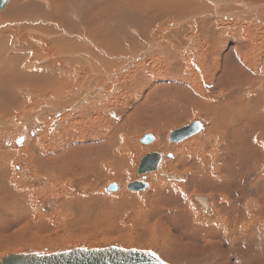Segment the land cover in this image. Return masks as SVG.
Instances as JSON below:
<instances>
[{"label": "rangeland", "instance_id": "rangeland-1", "mask_svg": "<svg viewBox=\"0 0 264 264\" xmlns=\"http://www.w3.org/2000/svg\"><path fill=\"white\" fill-rule=\"evenodd\" d=\"M240 1L19 0L20 4L16 3L15 7L9 5L0 11V25L5 24L0 28V34L8 31L6 37H3L5 33L0 35L3 39H0V45L3 43L7 47L0 46V54L6 56L0 59V71L3 72L0 76L13 75L7 67L14 60L21 59L24 68L21 73L3 79L2 85L0 80L3 99L8 98L7 94H2L7 84L17 86V90L12 89L16 93H12L21 98L19 103L10 102L11 117L3 115L0 103V162L4 165L3 174H6V183L0 180V198L6 202L7 215L0 219V261L12 253L53 254L114 246L150 251L168 264H264V260L255 261L264 258L262 247L258 246L260 240L264 242V198H261L264 197V185L258 183L255 188L253 181L251 188L238 178L242 172H246V176L243 173L241 176L247 181L260 172L264 177L263 121L255 120L254 125V114L249 112L248 117L241 119L239 111V125L225 121L213 131L212 127L217 125L214 113L208 112L206 119V111L200 106L204 102L210 107L215 105L221 89L228 90L245 83L252 86L254 81L264 86V5H256L254 0ZM165 2L168 5L164 6ZM178 2H182L180 7L175 6ZM150 3L152 7L148 8ZM186 3H192L194 7L182 10ZM241 5L251 6L253 10L255 6L257 13L249 12L239 19L235 11ZM255 17L258 20H254ZM212 29L218 31L216 36L208 34ZM256 30H260L258 34L262 33L254 42ZM12 32H19L14 34L19 38L18 42L23 38L33 45L43 43L47 47L34 46L37 50L29 46L33 48L29 52L27 47L24 46V50L22 45L16 47L14 42L8 41L9 47L5 41L13 40L9 38L13 36ZM60 43L81 45L87 53L91 48L98 49V55L112 62L98 58V72H94L85 60L83 65L88 70L81 67V76L76 80L84 89H78L76 83H70L66 89L60 88L54 79L45 91L34 93L33 82L30 78L22 80V75L40 73L48 76L42 73L46 63L54 59L65 60L69 56L64 50L69 45L61 47L60 51L56 49L62 46ZM126 54L136 55L127 59ZM8 56L17 59L8 60ZM245 56L249 57V63H245ZM71 61L73 58L67 62L70 66L76 64H70ZM189 62L190 67H187ZM185 76L191 81L186 83ZM66 90L73 92L68 93L59 105L50 104ZM238 96L243 99L241 94ZM191 98L195 103L190 104ZM49 106L51 108L47 109ZM193 123L201 125L198 133L185 140H172L175 131ZM74 134H82L85 138L71 140ZM148 135L155 142L144 143L143 139ZM162 137L167 140V146L159 142ZM186 141L187 146L183 147L185 144L181 143ZM182 149L188 150L190 157L184 159V164L174 162V154L180 156ZM65 151L66 157L62 154ZM68 152H77L76 156L92 155L98 160L87 170L80 171L81 159ZM151 153L164 156L160 170L139 174L140 162ZM60 158L66 159L62 174L74 172V177L52 179L44 188L43 184L48 183L45 174H56V167L63 165ZM243 165H250L251 173H247L248 168ZM223 169L231 171L232 174H228L235 177V186L229 189L232 184L228 186L224 181L219 184L218 192H214L208 176L212 171L214 177L220 178ZM30 176L35 180L31 181ZM77 179L85 182L80 183ZM136 181L145 185L144 190L128 188ZM111 184L119 189L110 192ZM239 185L242 189L239 198L245 196L246 202L242 207L243 216L236 219L240 205L234 202L238 198L233 196H238ZM23 186L28 197L22 206V198L14 197L21 195L19 189ZM244 188L247 195H244ZM4 189L7 192H3ZM11 191L18 195L13 192L16 194L11 196ZM248 195L251 197L246 199ZM214 196L217 203L213 201ZM14 202L21 203V210L15 209ZM226 210L231 211L226 213ZM225 218L233 220L231 232H240L246 224H254V229L251 228L253 234L256 232L254 245L248 243L246 248L241 242L240 247L236 246L239 249L229 248L227 240L207 238L214 246L203 250L199 238L197 241L196 236L187 239L184 234L186 231L196 233L193 223L198 222L199 227L206 229L208 221L223 223ZM185 244L195 247L190 258L179 259L170 252V249L188 247Z\"/></svg>", "mask_w": 264, "mask_h": 264}, {"label": "bare ground", "instance_id": "bare-ground-1", "mask_svg": "<svg viewBox=\"0 0 264 264\" xmlns=\"http://www.w3.org/2000/svg\"><path fill=\"white\" fill-rule=\"evenodd\" d=\"M22 1V0H21ZM240 1V0H239ZM11 2H12V4H11ZM52 2V1H51ZM55 2V1H54ZM241 2V1H240ZM243 2V1H242ZM254 2H256V5L257 4H261L260 6H262V5H264V0H254ZM16 3H19V0H10L9 1V3L7 4V6H6V8L9 6V5H11L10 7H15L16 6ZM26 3V2H25ZM53 3V2H52ZM70 3V2H69ZM182 3V2H181ZM181 3L180 2H178V3H175L176 5V7H180L181 6ZM20 4V3H19ZM18 4V5H19ZM64 4V3H63ZM153 4H156V3H153ZM166 4L168 5V3H166L165 2V5L164 6H166ZM190 6H189V5ZM186 3V4H184V5H182V10H184V9H191L192 7H194V5H192V3ZM234 4V3H233ZM59 5H60V3H59ZM157 5V4H156ZM217 5V4H216ZM219 5H220V3H219ZM29 6V5H28ZM58 6V5H57ZM61 6V5H60ZM149 6H151V3L150 4H148V8H149ZM158 6V5H157ZM246 6V5H245ZM259 6V7H260ZM26 7V6H25ZM152 7V6H151ZM150 7V8H151ZM223 7V6H222ZM228 7H232V6H228ZM233 7H234V5H233ZM240 8H239V10H236L235 11V13H237V15H236V17L238 16V18L239 19H241V18H244V12H243V10L244 9H246V14L247 13H249V12H255V14L257 13V9L258 8H256L255 6H254V10L252 9V7L250 6V7H244L243 5H241V6H239ZM20 8V7H19ZM59 8V7H58ZM236 8V7H235ZM264 7H262V9H263ZM223 9V8H222ZM236 9H238V8H236ZM261 9V10H262ZM179 10V9H178ZM252 10V11H251ZM46 12V11H45ZM228 12V11H227ZM226 12V13H227ZM16 13V12H15ZM259 13V12H258ZM20 14V13H19ZM59 14V13H58ZM223 14V13H222ZM230 14H232L231 12H230ZM94 15V14H93ZM227 15V14H226ZM1 16V15H0ZM154 16V15H153ZM212 16V15H211ZM232 16V15H231ZM17 17V16H16ZM15 17V18H16ZM59 17V16H58ZM92 17V16H91ZM95 17V16H94ZM224 17V16H223ZM256 17H258L259 18V16H256ZM254 18V20H258V18ZM221 18H222V16H221ZM214 19V18H213ZM261 19V18H260ZM217 20V19H216ZM263 21V20H262ZM255 22V21H254ZM11 23V22H10ZM23 23H24V21H23ZM223 23H225V22H223ZM206 24H207V22H206ZM261 24V23H260ZM2 25H5V24H1L0 25V28H2L3 26ZM227 25V24H226ZM38 26V25H37ZM8 27V26H7ZM35 27V26H34ZM209 27V26H208ZM24 28V27H23ZM72 28V27H71ZM258 28H261V27H258ZM36 29H37V27H36ZM39 29V28H38ZM210 29H211V27H210ZM256 29V28H255ZM9 30V29H8ZM18 30V29H17ZM33 30V29H32ZM204 30V29H203ZM202 30V31H203ZM262 30V29H261ZM14 31V30H13ZM35 31L36 30H34V32L33 33H35ZM40 31V30H39ZM208 31V30H207ZM258 31H260V30H256V32L254 31V42H256L258 39H260V34L262 33V32H259L260 34H258ZM10 32V31H9ZM24 32V31H23ZM5 33V36L3 35ZM7 33H8V31H3L2 33H1V35H3V37H6V35H7ZM16 33V32H15ZM14 32H12V34H13V36L11 35L9 38H13V40H7V42L5 41V43H6V45H8L9 43H8V41H10V43L12 42H14V44L16 45V47H17V45H22L23 47L25 46V47H27L28 48V50L30 49V51L29 52H31L32 51V49L34 48V46H37V47H47V45L46 44H44L43 45V43H39L40 45H42V46H40L39 44H37V45H33V43L31 42V41H28V39L27 40H25V39H23V38H20V41L18 42V37H16L15 35L16 34H18V33H16L15 34ZM21 33V32H20ZM37 33V32H36ZM170 33V32H169ZM15 34V35H14ZM177 34V33H176ZM209 35H211V36H216V34H218V31H216V30H214V29H212V31H210V33H208ZM20 36V35H19ZM175 37V36H174ZM8 38V39H9ZM97 38V37H96ZM98 38H100V36L98 37ZM2 41H3V39L2 38H0ZM175 39V38H174ZM1 42V41H0ZM61 42V41H60ZM73 42V41H72ZM220 42V41H219ZM4 43V44H5ZM8 43V44H7ZM11 43V44H12ZM97 43V42H96ZM96 43H95V45H96ZM11 44H9V47H10V45ZM79 44V43H78ZM99 44L101 45V47L103 46V43H102V41H100L99 42ZM57 45V44H56ZM60 45H62V46H60V47H57L56 49H59V51H60V48L62 47V48H64L65 47V45L66 46H68L67 45V43L65 44V45H63L62 43H60ZM98 45V44H97ZM0 46H4L3 45V43L0 45ZM12 46H14V45H12ZM21 46V47H22ZM29 46H33V48L32 47H29ZM57 46H59V45H57ZM64 46V47H63ZM241 46V45H240ZM240 46L238 45V47H237V49H238V51L240 50ZM5 47V46H4ZM4 47H2V49L3 50H6V49H4ZM23 47H22V49H23ZM25 47H24V50H25ZM53 47H55L54 45H53ZM79 47H81V48H79ZM95 47V46H94ZM107 47L109 48V46L107 45ZM164 47V46H163ZM1 48V47H0ZM5 48H7V47H5ZM34 49H37L38 50V48H34ZM52 49H54V48H52ZM66 49V50H65ZM101 49H103V47L101 48ZM158 49V48H157ZM14 50L16 51L17 49H15V47H14ZM19 50V49H18ZM64 50H65V53L66 54H68L70 57H71V59L73 58V61H71L70 62V64L71 63H76V64H72V66H70L69 65V63H67V62H69V60H71L70 58L66 61V59L69 57H67L65 60H63V59H59V60H56V59H54V61H52V62H50V63H46L47 64V66H45V68L46 69H44V70H42V73H47L48 74V76H43L42 74H40V73H36V74H24V75H22V80H24L25 79V81H28V78H30L29 79V81L30 82H33V91H34V93L36 92V91H45L46 90V88H47V86H48V84L49 83H51V82H55L54 81V79H56V83L58 84V85H60V88H63V89H66V88H68L69 86H71L70 85V83H76V84H78V86H77V88L78 89H84V87L83 86H81V84L77 81L76 82V80L81 76V72H80V69H81V67H85L84 65H83V62L85 61V60H88L89 61V66L88 67H90V68H92L93 69V71L95 72V71H97L98 72V58H101V60H99V61H107V62H112L111 60H109V59H106L104 56H101V55H98V49L97 50H92V48L90 49V50H88L89 52L88 53H91L92 54V56H91V54H88L87 53V50L85 51V49H84V47L83 46H81V45H77V46H70L69 45V48L68 47H65L64 48ZM8 51H9V48H8ZM15 51H13L14 53H15ZM20 51H21V49H20ZM0 52H1V50H0ZM10 52V51H9ZM12 52V51H11ZM22 52H23V50H22ZM240 52V51H239ZM5 53H7V51L5 52ZM58 53V52H57ZM13 54V53H12ZM23 54V53H22ZM50 54H52L51 52H50ZM56 54V53H55ZM58 54H62V53H58ZM58 54H56V55H58ZM1 56V58L0 59H3L2 57H6V56H2V54H0ZM9 55V54H8ZM16 55H21V54H17L16 53ZM15 55V56H16ZM109 55V54H108ZM134 55H136V54H126V56H125V58H127V59H129V58H132ZM171 55V54H170ZM10 56H12V55H10ZM10 56H8L9 58H8V60H11V59H17L16 57H14V58H12V57H10ZM51 56V55H50ZM59 56V55H58ZM112 56V55H111ZM48 57V56H47ZM60 57H62V56H60ZM93 57H95V59H91V58H93ZM171 57H173V55L171 56ZM245 58H246V60H245V63L247 62V63H249L250 61H249V57L248 56H245ZM161 59V58H160ZM53 60V59H52ZM242 61V60H241ZM7 63V62H6ZM9 63V62H8ZM2 65V64H1ZM9 65V64H8ZM100 65H102V64H100ZM131 65V63H129L128 64V66H130ZM190 65V62L189 63H187V67H190L189 66ZM0 67H2V66H0ZM7 69H10L11 71H9L10 73L9 74H17V73H21L23 70H24V68H23V65H22V61H21V59H17V60H14L13 62H12V64L10 65V66H8L7 67ZM85 69H87L88 70V68H86L85 67ZM187 69V68H186ZM4 70H6V68L4 69ZM3 70V71H4ZM187 71V70H186ZM188 71L190 72V70L188 69ZM202 71V73L201 74H204L203 73V70H201ZM142 72V71H141ZM1 73H3V72H1L0 71V74ZM4 73H5V71H4ZM263 73L261 72V75H262ZM13 75H11L10 77H12ZM3 76V75H2ZM10 77H1L0 76V80H1V85L3 84V79H5V78H10ZM186 79V80H185ZM44 80H47V81H50V82H44L43 83V81ZM183 80H185V82L187 83V82H189V81H191L187 76H185V78L183 79ZM75 81V82H74ZM42 82V83H41ZM247 84H249V83H245V84H242V85H239V86H237V87H235V88H229L228 90H226V89H224V90H222L221 89V91H220V96L218 97V100L215 102V105H213L212 107H210V106H207V105H209V103L208 102H206V104H205V102L204 103H202L200 106H201V108L202 109H204L205 111H206V115H205V118L206 119H208V115H207V113L208 112H212V113H214V115H215V122H216V124L217 125H215V126H219L220 124H222V123H224L225 121H227L228 123H236L237 125H239V121H240V119H239V117H238V115H239V111H240V113H241V119L242 118H245L246 116H247V114L250 112V113H252V114H254V125H255V120H256V122L257 121H263V123H264V86L263 85H261L259 82H255L254 81V84H252V86H251V84L250 85H247ZM260 84V85H259ZM76 86V85H75ZM256 86V87H255ZM13 87L15 88V90H17L16 89V87L17 86H15L14 84H7L6 85V87L4 88V90H3V92H2V94H7L6 96L9 98H7V100L6 99H3L2 98V96H0V103H2V105H3V108H2V110L1 111H3V115H9L8 117H11L12 116V110H11V105H10V102L11 103H19L20 102V100H21V98H19V97H16V95L14 94V93H16L14 90H12L13 89ZM260 87H262V88H260ZM74 88V87H73ZM9 89H11V92L9 93L8 92V90ZM22 90H23V88H21ZM75 90V89H74ZM1 91V90H0ZM12 91L14 92V93H12ZM21 91V90H20ZM19 91V92H20ZM73 91H70V90H66V91H64L62 94H59L58 95V99H56V98H53V100H52V102L50 103L51 105H59L62 101H64L65 100V98H66V95L69 93V95L72 93ZM18 93V92H17ZM11 94V95H10ZM239 94H241L242 95V97H243V99H240L239 98ZM1 95V94H0ZM192 99V98H191ZM207 99H209V98H207ZM59 102V103H58ZM197 102V101H196ZM192 103H195L194 102V100L192 99L191 101H190V104H192ZM49 105V104H48ZM213 107H217L216 109H212ZM51 108V106H49V107H47V109H50ZM53 108V107H52ZM197 113H199V112H197ZM36 114H39V113H36ZM35 114V115H36ZM201 116H204V114H200ZM249 115V114H248ZM184 116V115H183ZM6 117V116H5ZM248 117V116H247ZM184 117H182V119H183ZM28 120H29V118H28ZM235 120V121H234ZM9 121V120H8ZM7 122V121H6ZM23 122H25V121H23ZM248 122V121H247ZM26 123H28V122H26ZM262 123V125H264ZM153 124V123H152ZM193 124H196V123H193ZM9 125V124H8ZM151 125V124H150ZM4 126V125H3ZM258 127H259V125H258ZM201 130V125L200 124H198V126H197V132L196 133H198L199 131ZM1 132V131H0ZM196 133H194L193 135H195ZM202 134H203V132H202ZM201 134V135H202ZM193 135H191V136H193ZM87 136V135H86ZM148 136H150V135H148ZM190 136V137H191ZM91 137V136H90ZM146 137V136H145ZM151 138H152V140L151 141H154L155 142V139L152 137V136H150ZM72 139L71 140H77V139H79V140H83V138H85V136L84 135H82V134H78V135H76V134H74L72 137H71ZM199 138V137H198ZM67 139H69L70 140V138L67 136ZM92 139H94V137H92ZM186 139V138H185ZM184 139V140H185ZM144 140V139H143ZM151 141H148V143H150ZM173 141H176V140H173ZM159 142L160 143H162L163 145H165V146H167L166 145V142H167V140L166 139H164L163 137L162 138H160L159 139ZM94 143V142H93ZM144 143H146V142H144ZM182 145L183 144H185V145H183V147H185V146H187V141L186 142H184V143H181ZM181 146V145H180ZM183 147H181V148H183ZM199 147V146H198ZM95 149H96V147L94 148V151H95ZM35 150H38V149H36L35 148ZM196 150V149H195ZM29 151H30V148H29ZM39 151V150H38ZM93 151V152H94ZM182 151H183V149H182ZM40 152V151H39ZM67 151H65L64 153H62L65 157L67 156V153H66ZM22 153H24L25 155L27 154L26 152H22ZM72 157H75L76 156V154H77V152L76 153H71V152H68ZM2 154H4L3 152H2ZM44 154V153H43ZM156 154H158V153H156ZM158 155H160L161 157H160V160H159V162H157L158 163V168H159V170H160V167L159 166H161L160 165V163H161V161L162 160H164V156H162L161 154H158ZM192 155V154H191ZM31 156V153L28 155V157H30ZM188 157H190V154L188 153V150H184L183 151V154H181L180 156L178 155H175L174 154V158H176L175 160H174V162H178V163H180V164H184V163H182L183 161H184V159H186V158H188ZM76 158H78V159H81V161H82V164L80 165V167H79V169H80V171H85V170H87L90 166H91V164L93 163V162H95V161H97L98 160V158H96L95 159V157L94 156H92V155H86V154H78L77 156H76ZM192 158V157H191ZM62 161H63V165L62 166H57L56 167V174H52V173H50V174H45V173H43V174H45V179L47 180V184H43L44 186V188H47V185L49 184V181L50 180H52V179H55V180H57V179H62V177L64 176V177H66V178H70V179H72L73 177H74V172H71L70 174H68L67 175V173L66 174H62V171L64 170V168L66 167V159L65 160H63V158H60ZM192 159H190V161H191ZM257 160V162H258V159H256ZM6 161V160H5ZM189 161V160H188ZM193 161V160H192ZM264 161V160H263ZM53 162L56 164V162H57V160L55 159V158H53ZM256 162V163H257ZM6 162H4V164H5ZM259 164V163H258ZM6 165V164H5ZM57 165V164H56ZM254 165H255V158H254ZM262 165V164H261ZM4 167V165H2L1 164V162H0V180H2V182L3 183H6V181H5V177H6V174H3V167ZM244 167H246V168H248V169H246V171H247V173L248 172H250L251 173V166L250 165H243ZM78 169V170H79ZM163 169H165L166 170V168L164 167ZM158 170V169H157ZM244 171V170H243ZM149 172H154V171H146L145 173H149ZM231 172V171H230ZM230 172H227L225 169H223L222 170V174L220 175V178H218V177H214L212 174H213V172L211 171L210 173H211V176H208V173H206V175L209 177V180H210V188L211 189H215V191L214 192H218L217 190H219V184L221 183V182H228L227 183V185L229 186V183H231L232 185L229 187V189H231V188H233V186H235V184H234V182H235V177L234 178H231L230 177V175L228 174V173H230ZM35 174H37V172H34ZM40 173H42L41 171H40ZM144 172H142V173H140V174H143ZM243 173V172H242ZM242 173L238 176V178H239V181H242L243 183L245 182V183H247L250 187L252 186V185H250V183H252L253 181H254V187L255 186H259L258 185V183H260V185L261 184H263L264 185V177H262L263 175H261L262 174V172H260V173H257V175H256V177L254 178H251L249 181H247V178L246 177H243V176H241L242 175ZM230 174H232V173H230ZM244 174V173H243ZM245 176H246V172H245V174H244ZM151 177H155V175H152ZM29 178H31V181L32 180H35V177H32V176H30ZM262 178V179H261ZM237 179V178H236ZM238 180V179H237ZM261 180H263V181H261ZM77 181H80V183H81V181H83V182H85L84 180H81V179H77ZM255 181L257 182V183H255ZM134 183H138V184H143L142 182H138V181H136V182H133V183H131L130 185H132V184H134ZM187 181H186V183H185V185H187ZM29 184H31V183H29ZM33 184V183H32ZM257 184V185H256ZM111 185H113V184H111ZM115 185V184H114ZM129 185V186H130ZM117 186V185H116ZM129 186H128V188H129ZM246 187H247V185H245ZM1 187V186H0ZM24 187V186H23ZM23 187H21L19 190H21V192H19V195H20V193H21V195L20 196H15L14 197V199L15 198H18V197H21L22 198V202H23V204H22V206L24 205V203H25V200H26V198L28 197L27 196V194H26V192H25V187L23 188ZM238 188H239V190H238V196H233L234 198H238V200H235L234 202L235 203H237L238 205H240V209H239V215L238 216H235V218L236 219H239L240 217H242L243 216V214H244V209L242 208L243 206H244V202H246V201H244L245 200V196H242L241 198H239V195L241 194V187H240V185L239 186H237ZM109 188V187H108ZM224 188V187H223ZM252 188V187H251ZM256 188V187H255ZM1 189V188H0ZM117 189H119V187L117 186ZM116 189V190H117ZM245 190V194L244 195H247V193H248V191H247V189L246 188H244ZM262 189V188H261ZM107 190V189H106ZM115 190V191H116ZM6 191V189H4V191L3 192H5ZM132 191H142V190H138V189H133ZM7 192V191H6ZM12 193H11V196H13L14 194H16L17 192L16 191H11ZM13 192H16V193H14L13 194ZM23 192H24V194L25 195H23ZM263 192V191H262ZM253 194H254V192H253ZM252 194V195H253ZM259 194V193H258ZM6 195V194H5ZM17 195H18V193H17ZM11 196H9V198L11 197ZM193 196H196V195H193ZM241 196V195H240ZM262 196V195H261ZM1 197H2V195H1ZM251 196L250 195H248V198H246V199H249ZM260 198V197H259ZM259 198H257L258 200H259ZM261 198H264V197H261ZM7 199H8V196H7V198H6V200L5 201H7ZM197 199V198H196ZM198 199L199 200H201V199H203L202 197H198ZM206 199V198H205ZM214 200V202L215 203H217V199L215 198V196H214V198H213ZM207 200V199H206ZM4 201V200H3ZM3 201H2V198H0V219H2V218H6V212H5V210H6V207H5V205H6V202L5 203H3ZM237 201V202H236ZM248 201V200H247ZM3 203V204H2ZM21 203H15L14 202V207H15V209H19V210H21V208H19V207H21V205H20ZM207 206H209V202H208V200H207ZM9 205V204H8ZM211 205V204H210ZM212 206V205H211ZM223 209V208H222ZM211 210H212V208H211ZM231 210H226V213H228V212H230ZM225 214V213H224ZM234 215V214H233ZM227 217H229V216H227ZM233 217V216H232ZM3 220V219H2ZM5 220V219H4ZM187 221V220H186ZM225 222H219L218 220H216V221H211L212 223H210V221H208L209 223H208V225H207V227H206V229H204V227H203V229H202V227L200 226L199 227V225H200V223H198V222H196V223H193V226L195 227V229H196V233H194V234H192V232H191V234H189L190 232H188V231H186V232H184V234H185V236L187 237V239H188V237L190 238V236H196V238H195V240L197 239V238H199V240L200 241H202V244H203V247H201L203 250H205L206 248H212L214 245H211L210 244V242L207 240V238H210V239H217V238H221L223 241H225V240H227L228 241V243H229V248L230 247H236V246H238L241 242L243 243V244H246V248H247V246H248V243H251V244H253L254 245V238H255V234H256V232L253 234V232H252V229L251 228H253L254 229V224L251 226V224H246L245 226V228L242 230V231H240V232H237V231H234V232H231L230 231V227H231V225L233 224V220H231V221H229L228 219H226L225 218V220H224ZM2 222V221H1ZM4 222H6V221H4ZM187 223H188V221H187ZM243 223V222H242ZM242 223H240L239 225H241ZM263 225H264V223H263ZM263 225H262V229H264V227H263ZM182 225H180V227H181ZM224 226H225V228H224ZM185 227V226H184ZM261 227V226H260ZM182 228V227H181ZM201 228V229H200ZM257 229V228H256ZM261 229V230H262ZM184 231V230H183ZM190 231V230H189ZM197 231H205V233H202V234H200L199 232H197ZM258 231H259V227H258ZM263 234V233H262ZM160 236V235H159ZM228 236V237H227ZM25 239H27V238H25ZM193 239V238H192ZM220 239V240H221ZM22 240V239H21ZM28 240H29V238H28ZM27 240V241H28ZM199 240H198V242H199ZM24 241V240H23ZM190 241V243H192L191 242V240H189ZM197 241V240H196ZM261 241V243H259L258 244V246L259 245H261V247H262V251H263V254H264V246H263V244H264V242L262 241V240H260ZM28 243V242H27ZM187 243H189V242H187ZM197 243V242H196ZM165 244H166V246H168V242H167V240H165ZM201 244V245H202ZM186 246H188V247H181V248H178V249H170V252H172V253H174L175 255H176V257H178L179 259H183V260H186V259H188V258H190L191 257V253H192V251H194V250H192V248H195L194 246L192 247V246H190V245H192V244H185ZM199 246V245H198ZM191 248V250H190V248ZM238 247H240V245L238 246ZM238 247H236V248H238ZM171 248H174V246H171ZM186 248H188V249H186ZM198 248V247H197ZM245 248V249H246ZM200 249V248H199ZM198 249V250H199ZM239 249V248H238ZM203 250H201V251H203ZM247 251H248V249H246ZM231 252V251H230ZM235 253V252H234ZM249 253V252H248ZM13 254V253H12ZM262 254V255H263ZM237 255V254H236ZM248 256V255H247ZM241 258H242V256H241ZM251 258L254 260V256L252 257L251 256ZM250 258V259H251ZM248 259H249V256H248ZM264 260V258H262V257H260V258H256V260L255 261H257V262H259V261H263ZM239 262V261H238ZM252 262V261H251ZM253 263V262H252ZM246 264V263H245Z\"/></svg>", "mask_w": 264, "mask_h": 264}, {"label": "water", "instance_id": "water-1", "mask_svg": "<svg viewBox=\"0 0 264 264\" xmlns=\"http://www.w3.org/2000/svg\"><path fill=\"white\" fill-rule=\"evenodd\" d=\"M10 0H0V11H3ZM198 124H192L186 128L175 131L172 140L181 141L193 135L197 131ZM152 138L146 136L143 142L148 143ZM160 155L151 153L140 162L138 173L156 171ZM144 184L134 183L129 186L130 190H144ZM117 189L116 185H110V192ZM0 264H168L150 251L136 249H124L119 247H108L105 249H74L72 251L43 254H11L5 256Z\"/></svg>", "mask_w": 264, "mask_h": 264}, {"label": "crops", "instance_id": "crops-1", "mask_svg": "<svg viewBox=\"0 0 264 264\" xmlns=\"http://www.w3.org/2000/svg\"><path fill=\"white\" fill-rule=\"evenodd\" d=\"M245 10H246V9L243 10V12H244V18L246 17V16H245V14H246V13H245ZM6 11H7V9H6ZM6 11H5V12H6ZM0 17H2V15H1ZM2 19H4V18H1V20H2ZM3 21H4V20H3ZM242 27H243V26H242ZM239 28H241V27H239ZM0 35H1V34H0ZM238 45H241V43L238 44ZM234 124H235V123H234ZM208 129H209V127H208ZM215 129H216V128H215V125H214V126L212 127V130L215 131ZM225 134H226V133H225ZM225 134H224V135H225ZM230 134H231V132H229V136H230Z\"/></svg>", "mask_w": 264, "mask_h": 264}]
</instances>
